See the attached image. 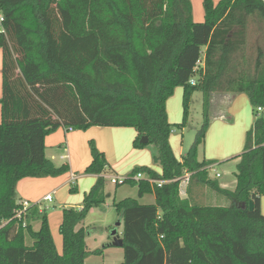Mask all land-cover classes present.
Segmentation results:
<instances>
[{
	"label": "trees",
	"instance_id": "trees-1",
	"mask_svg": "<svg viewBox=\"0 0 264 264\" xmlns=\"http://www.w3.org/2000/svg\"><path fill=\"white\" fill-rule=\"evenodd\" d=\"M204 9L205 20L195 23L191 0H0V264H87L91 255L102 254L89 252L86 231L77 230L92 209L106 204L108 162L93 142L86 173L98 179L82 209L63 212L62 254L47 210L31 207L17 217L23 211L16 193L21 180L69 170L45 154L46 137L61 127L133 128L136 149H157L161 173L143 167L130 177L148 179L126 181L138 186L139 197L154 193L155 204L132 198L113 204L122 221V264H264V114L256 115L247 133L234 192L209 178L212 162L198 159L212 93H244L254 110H264V48L257 47L253 59L248 47L252 20L264 32V0H204ZM178 87L184 89L182 128L193 94L205 97L203 125L182 161L170 145L166 110ZM186 173L231 204L182 199L179 180ZM36 220L38 231L31 226Z\"/></svg>",
	"mask_w": 264,
	"mask_h": 264
},
{
	"label": "crops",
	"instance_id": "crops-1",
	"mask_svg": "<svg viewBox=\"0 0 264 264\" xmlns=\"http://www.w3.org/2000/svg\"><path fill=\"white\" fill-rule=\"evenodd\" d=\"M201 19V16H199L198 21H200ZM2 66L3 52L0 49V99L3 93ZM183 94V89L181 87H178L176 88L174 95L167 101L166 110L170 123L174 121V124H176L181 121V102ZM209 114L210 124L205 138L206 145H204L203 147L204 153L203 149L201 151L202 146H200L198 159L199 162H212L213 164L208 167L209 178L211 180H216L222 189L234 192L237 187V165L240 161V158L236 159V157H239L244 152L247 133L253 128L254 123L257 119V113L256 110H254V108L252 107L248 96L244 93L214 92L210 97ZM1 121L2 120L0 113V123ZM123 129L125 128L92 127L83 132L71 131L64 127H61L51 135L47 136L45 139L46 157L50 161H52L55 166L65 165L68 161H70V172L67 175L59 178H26L21 180L17 184L16 188L18 203L28 202L32 207L37 208L40 213H42L44 210L50 211L52 208H56L57 204L59 207L64 208V210L71 208L78 210L82 209L84 198L90 192L91 188L96 184L98 176L83 173L85 167H87L91 163L92 159L91 157H87L84 151L81 153L79 149H83V147L85 148V146H88V142L90 143L91 140H94L96 142L97 134H107L103 133L107 130ZM130 132H132V137H135V135L138 136L137 131ZM171 137L172 136L170 135V143L172 146V144L174 143ZM180 140L181 142L179 143L183 144L182 137ZM175 143H177V141ZM102 145L105 146V148L103 147L100 149L102 153L105 154L108 162L106 171L103 174L105 181H110V177H124V175H126L125 177L130 176L129 173L133 166L135 167V165L147 167L152 164L151 167H153V170L161 173V168L157 167V165L154 164L155 162H153V158H155V156L154 151H151V149H149L151 145L147 146L141 151L135 148L131 149V156H135L136 162H134V164H128L125 170H120L118 169V167H120V165L124 163V159L126 158L125 156H127L129 152L127 154H124L123 152H121L122 149L120 147H116L113 149L115 155H112L107 147V144ZM182 149L183 147H181L179 150L180 156H177L175 150H173L176 158L179 161H182L184 157L182 155ZM228 163L232 164L231 169L228 172V174L230 175L225 177L223 176L224 174L219 173L218 169L219 166L224 168V166H226V164ZM211 173L215 174L212 176ZM217 174H219L220 176L217 177ZM218 179L220 180L218 181ZM72 185H75V187L74 189H71L70 194H68L67 190L70 186L72 187ZM114 186L116 187L117 185ZM122 189L123 188L121 187L115 190L116 195L114 197V200L127 197V194H123L122 196ZM181 190V198L188 199L192 204H199L204 206L218 205L217 201L219 199L217 200L216 197H213L214 195H211L213 193H217L200 184L198 179L190 178L188 185L184 184ZM72 192L75 194H71ZM48 195H51L53 197L52 202L44 201V198ZM105 195L107 199V188H105ZM129 195L139 196L138 188L132 191V194ZM135 196H132V199H134ZM141 200L148 201L147 203H142L143 205H153L155 204V195L154 193L146 194L142 197ZM212 201L213 203L215 202V204H211ZM55 203L56 205L53 206V204ZM224 203H226V200L224 201ZM96 209L97 208L92 209L89 215L92 214ZM261 211L262 214H264V197L261 198ZM88 217L78 225L77 230L84 229L86 232L88 231V236L91 237L92 234L89 232V229L93 224L89 222ZM62 218V211H58L56 213L48 215L50 229L56 245L57 242L61 240L60 235L59 233L57 234V232L59 231ZM31 226L34 231H38L41 226V221H32ZM56 248L58 249L57 246Z\"/></svg>",
	"mask_w": 264,
	"mask_h": 264
},
{
	"label": "rangeland",
	"instance_id": "rangeland-1",
	"mask_svg": "<svg viewBox=\"0 0 264 264\" xmlns=\"http://www.w3.org/2000/svg\"><path fill=\"white\" fill-rule=\"evenodd\" d=\"M212 1L214 2L215 5H217L221 0H212ZM191 2H192V8H193L194 22L195 23H202L205 20L204 0H191ZM199 16H201V18H202L200 21H198ZM259 46L264 48V32H263L262 28L260 29L259 23H256L255 21L252 20L250 23L248 47L250 48V51L253 54V59L257 56V52L255 49ZM183 91H184V89H183ZM204 100H205V97H204V94L202 92L197 91L193 94L191 101H190V106H189L188 121H187V124L184 127V129L179 126L183 123V119H184L183 98H182V102H181V107H182L181 121L179 123H176V124H174V121H172V123L169 122L172 125V132H171L172 137H171V139H172L173 143L175 144V145L172 144L171 148L174 146L172 148V150H175V153L177 156H180L179 150L181 147H183L182 155L185 156L187 154L188 150L190 149L191 145L193 144V142L195 140L197 132L201 129V127L203 125V122H204ZM1 108L2 107H1V103H0V113H1ZM209 118H210V114H209ZM1 120H2V114H1ZM107 128H125V127H107ZM127 129H131V130H127ZM71 131H83L84 132L86 130H71ZM130 131L135 132L136 130L133 128H125L123 130H107L106 132H103V133H107V134H97L96 135L97 141L99 143L97 141L95 142L94 140H91L90 143L88 142V146H85V148L83 147V149H79V151L81 153L84 151L85 155H87V157H91V159H92L93 158L92 157V149H91L92 148V146H91L92 142L94 143L97 150L100 152H102L100 148H103V147L105 148V146H103L102 144H105V145L107 144V147L110 150V153L112 155H115L113 152V149L116 147L117 148L120 147L122 149L121 152H123L124 154H127L129 152V154L127 156H125L126 158L124 159V163H122L120 165V167H118V169H120V170H125L127 168L128 164H134V162H136L135 156L134 155L131 156L132 153L130 151H131V149L135 148L134 142L136 141L138 136L135 135V137H132V134H131L132 132H130ZM181 137L183 138V144L179 143V142H181V140H180ZM205 138H206V135H205ZM176 141H177V143H175ZM170 145H171V143H170ZM204 145H206L205 139L201 145L202 146L201 151H202ZM142 149H144V148H142ZM142 149H138V150L141 151ZM149 149H151V151L152 150L154 151V156L157 155V149L154 146H150ZM201 151H200V154H201ZM173 153H174V151H173ZM203 153H204V149H203ZM203 153H202V155H203ZM154 156H151V157H154ZM144 157H146V156H144ZM201 158H203V157H201ZM237 158H239V157H236V159ZM153 162H155L154 158H153ZM91 163H92V161H91ZM70 164H71L70 161H68L66 164L69 167V170L67 172H65L64 174H62L58 177H54V178H59V177H63L65 175H67L70 172ZM90 164L87 167H85V169L83 171L84 174H87L86 171H87V168L90 166ZM154 164L157 165V167L161 168L159 163L158 164L154 163ZM151 165L147 166V167L145 166V167L153 170V167H151ZM231 165L232 164L228 163V164H226V166H224V168L219 166V169H218L219 173L224 174L223 176H225V177L229 176L230 174H228V172L231 169ZM61 166H57V167H61ZM140 168H143V167H141L139 165H135V167L133 166V168L131 169L129 174L133 173V171L140 169ZM161 171H162V169H161ZM225 171H226V173H225ZM214 174L215 173H211L212 176ZM88 175H92V174H88ZM125 176L126 175H124V178H126ZM143 178L146 179V178H148V176L146 174H143ZM219 180L220 179H218V181ZM105 182H106L105 188L108 189L106 204L97 208L92 214L89 215V217L87 216L89 222L92 223L93 225L89 229V232L92 234V236L89 237L88 236L89 233L87 231L86 232V239H85L89 252H93L95 250H101L102 254L101 255H91L90 258H88V260L86 261L87 264H122L124 261V250H123V248L115 246V244L118 240L117 236H119L122 239L123 228H122V225L120 227H117L118 222L121 221V217L117 213L113 204L118 203V202H120L124 199H127V198H133L132 196H135V195H129V194H132V191L137 189L138 186L134 185V184L126 183L124 185H120V186L115 187L114 185H112L110 183V181L106 180ZM74 187H75V185H72V187L70 186L67 190V193L70 194V192H71L70 190L74 189ZM121 187L123 188L121 190L122 196H123V194H127V197H123V199H115L114 200V197L116 195L115 190H117L118 188H121ZM71 194H75V193L72 192ZM211 195H214L213 197H216L217 200L219 199L217 201L218 202L217 206H224L225 207V206H229L231 204V202L228 200V198H226L224 196H221V195L219 196L218 194H214V193ZM128 196H130V197H128ZM134 199L138 200L140 204H142V203L144 204V203L148 202L147 200H141L142 197H139V196H135ZM225 200H226V203H224ZM202 204H209V203H202ZM211 204H215V202L213 203V201H212ZM55 205H56V203L53 204V206H55ZM58 211L64 212V208L59 207L57 204L56 208H52L50 211H47V212H48V215H50V214L56 213ZM62 221H63V218H62ZM115 229L118 230L117 236H113V231ZM58 233L60 235L61 240L59 242H57V245L56 244L55 245L58 247V249H57L58 253L62 254L63 253V238H62V235L60 234V227H59V231L57 232V234ZM32 244H33V241L30 239V237H27L26 238V245L31 246Z\"/></svg>",
	"mask_w": 264,
	"mask_h": 264
},
{
	"label": "built area",
	"instance_id": "built-area-1",
	"mask_svg": "<svg viewBox=\"0 0 264 264\" xmlns=\"http://www.w3.org/2000/svg\"><path fill=\"white\" fill-rule=\"evenodd\" d=\"M3 20H4L3 17L0 16V33L3 32V29H2V22H3ZM202 63H203V61H200V63L198 64L199 66H198L197 69H199V67L202 66ZM197 69H196V71H197ZM190 83L192 85H195L196 84V78H193L190 81ZM256 113H257L258 116H261V115L264 114V110L262 108H257L256 109ZM191 176H192L191 173H187L185 177H183L181 180H179L180 181V185H179V191H180V193H182V190H181L182 189V186L184 184L188 185ZM219 176L220 175L217 174V177H219ZM109 179H110V182L113 185L120 186V185H124L126 183V181H128L129 179H131L133 181H140V180H142L144 178H143V174H138V175H136L134 177H130V176H127L126 178H124V177H110ZM149 183L151 185H159V186H161L162 184H164L163 181H155V180H152V179H149ZM44 201H46V202H52L53 201V197L51 195H48V196H46L44 198ZM20 204L23 206V211L20 214H18V216H17L18 219H21L22 218V215H24V216L27 215L29 209H31V207H32L28 202H21Z\"/></svg>",
	"mask_w": 264,
	"mask_h": 264
},
{
	"label": "water",
	"instance_id": "water-1",
	"mask_svg": "<svg viewBox=\"0 0 264 264\" xmlns=\"http://www.w3.org/2000/svg\"><path fill=\"white\" fill-rule=\"evenodd\" d=\"M141 142L144 143V144L148 143V138L147 137H143ZM253 209H254L253 202H250L249 210L253 211ZM121 225H122V221H119L118 224H117V227H120ZM117 235H118V230L115 229L113 231V236H117ZM117 238H118V240H117L115 246L122 248L123 247V240L119 236H117Z\"/></svg>",
	"mask_w": 264,
	"mask_h": 264
}]
</instances>
